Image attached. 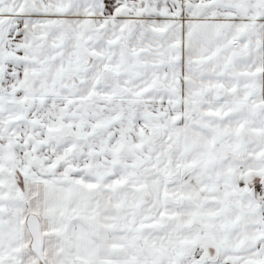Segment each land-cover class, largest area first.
I'll use <instances>...</instances> for the list:
<instances>
[{
    "label": "snow or ice",
    "instance_id": "snow-or-ice-1",
    "mask_svg": "<svg viewBox=\"0 0 264 264\" xmlns=\"http://www.w3.org/2000/svg\"><path fill=\"white\" fill-rule=\"evenodd\" d=\"M0 264H264V0H0Z\"/></svg>",
    "mask_w": 264,
    "mask_h": 264
}]
</instances>
